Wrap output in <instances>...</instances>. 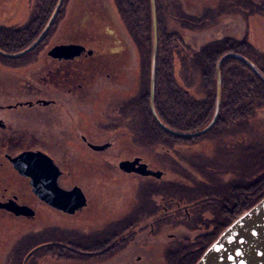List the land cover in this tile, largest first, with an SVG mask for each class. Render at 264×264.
Segmentation results:
<instances>
[{
    "label": "flooded vegetation",
    "instance_id": "1",
    "mask_svg": "<svg viewBox=\"0 0 264 264\" xmlns=\"http://www.w3.org/2000/svg\"><path fill=\"white\" fill-rule=\"evenodd\" d=\"M69 1L63 0L48 31L31 51L15 58L0 54V219L15 220L22 225L29 224V232H23V243L37 240L38 243L34 245L41 249L28 253L24 257L25 264H40L36 258L31 262V257L39 254L40 257H51L49 264H154L157 254L151 253L153 243L160 240H167L168 243L173 240L178 243L189 242L188 239L193 240L194 237L201 236L205 239L211 233L204 236L187 229V226H192L196 220L194 212V219L190 223V217L193 216V207L190 208V205L181 206L175 201V207L169 208V197L166 195L168 187L163 172L160 171L162 175L159 178L123 173L118 167L119 162L116 166L111 163L109 170H102L98 156L111 147L113 138H110L116 131L115 125H122L123 137L134 139L140 135L135 128L129 127L127 118H122L123 124L120 123L121 119L115 117L112 120H94L96 129L90 132L67 131L64 125L66 117L75 112L74 109L78 108L80 101L85 105L82 109L90 106L93 100L91 98L101 92V88L96 87L101 86L104 79L110 78L112 70H104L106 61L109 58L113 61L119 60V53L123 51L118 45L120 40L103 39L89 31V26L96 18L97 22L102 20V23H97L94 30H101L102 34L104 30L107 35L112 33V19L110 17V22V19L106 18L100 0L87 4L92 6L93 3H98L99 9L96 13L92 9L81 8L79 18L73 17L75 7L74 4H69ZM55 5L35 39L43 32ZM33 6L34 10H31L20 28L13 25L7 28L15 27L14 30L18 28V32L26 34V30L31 29L29 21H32L34 27H39L44 15L40 12L43 8L39 0H35ZM64 34L65 38L59 40L58 36ZM110 40L113 41V46L108 43ZM69 44L79 45L83 51L72 58L59 59L49 56L50 50L55 46ZM22 50L11 53L1 51L17 54ZM95 80L99 81L98 85ZM59 89L63 92L57 91ZM68 93L70 96L66 97ZM93 146L106 147L96 150ZM81 158L89 161L84 164V170L79 174L72 169V164ZM135 158L126 160L132 161ZM137 158L149 170L159 171L143 162L141 157ZM49 163L51 165L48 168ZM107 164L111 165L108 161ZM54 168L57 170V176L54 175ZM112 168H116L115 176L120 174L119 179H143L136 180V187L141 189L138 192L135 189V197L132 198L134 200L129 204L126 202L128 207L125 212L119 205L111 208L113 206H109V203L100 198L105 194L101 195L95 188L100 186L99 177L104 173L106 177H110L114 172ZM115 180L118 181L117 178ZM156 181L164 182L161 185L162 192L151 186ZM74 188L83 193L85 205L72 214L59 210L45 200L46 197H51L50 200L64 201L70 205L69 195L72 197ZM56 190L62 193L59 199L55 196ZM18 207L30 210L32 215L17 216L11 212ZM181 212L188 222L186 228H180L181 233L177 230L168 233L170 226L177 225V215ZM202 243L204 242H196L194 246L200 250L194 263L207 247L201 249ZM142 246L150 254L139 253ZM63 250L67 255L61 256ZM174 255L181 260L195 258L189 257V252L180 254L177 251Z\"/></svg>",
    "mask_w": 264,
    "mask_h": 264
},
{
    "label": "rangeland",
    "instance_id": "2",
    "mask_svg": "<svg viewBox=\"0 0 264 264\" xmlns=\"http://www.w3.org/2000/svg\"><path fill=\"white\" fill-rule=\"evenodd\" d=\"M91 1L93 0H75V1L70 0L69 4L70 3L74 4L75 7L73 11V17L74 16L78 17L79 10L81 8L84 9L85 7L87 9H92L96 13V10L99 9V5L98 3L95 2L92 4V6H87V4H89ZM132 1L133 0H127L126 2V0H123L121 4L125 6L124 2L128 4L131 3ZM176 1L183 3L185 13L189 14L191 17L194 16L196 18L198 16L202 17L205 11L208 9H212L211 10L213 12L212 15L216 17L213 26L207 27L203 30V28H200V25H197L194 28L192 25L190 26L188 23H185L184 19L179 20V18H177V13H175L173 9L169 14H167L166 12L164 13L165 19H163V24H164V30L167 33L166 35L172 36L173 33H176V35L180 37L182 42H184L185 40L187 43V44L184 43L185 45L180 44V48L183 55L184 54L186 56L190 55V45L188 44V41L190 42L191 37H194L196 41L199 40L198 44L200 43L202 44L205 43V41H211L216 37L219 38L225 36H232L238 39L241 38L242 36H245L246 42L251 44L253 51L257 52L260 55L261 59L259 62L264 63V0H176ZM33 2H35V0H0V31H2L1 29L4 27H10L12 25L20 28L19 26H21V24L25 22V19H27V16L31 12V10L32 11L34 10L35 6H33ZM100 2L101 4L103 3L102 5L104 6L105 9L106 18L108 17L110 19L111 17L112 19V22L110 19L111 22L110 27L112 33L108 35L105 34L102 27L103 24L100 25V27H102L103 34L100 33L102 32L101 30L98 29L94 30L97 23H102V20H99L97 22L96 18L94 19V22H92L91 25L89 26L90 28L89 31L95 36L103 37V39H112L117 41L120 40L119 41L120 44L118 45H120L121 48H123V51L119 53L118 56L119 60L113 61L112 58H109V60L106 61L104 70H108V71L112 70V72L110 73V78L107 80L103 78L104 83H101L100 84L101 86L96 87L97 89L101 88L100 90L101 92L96 93L93 96V98H91V100L93 99L92 100L93 102L91 101L90 106L82 109V107L85 105L84 102L80 101L78 104L79 105L78 108L76 107L74 109L75 112H72L70 115L66 117V121L64 125L66 126L67 131L90 132L93 129H96V125H94L93 123L94 120L95 121H103L107 119L112 120L114 117L119 118L121 120L122 118H127L128 123L130 124L129 127H131L132 129L135 128V131L140 134L138 140L134 141L137 138L130 139L127 136L123 137V135H121L123 133V131L121 130L122 125L119 124L115 125L114 130L116 131L110 138V139L113 138V142H111V147H109L106 150V152L98 156L99 159H101L100 167L103 168L102 170L106 171L107 169L109 170V168L112 167L113 163L116 166L117 163L120 161H124L126 159H132L135 158V156L141 157L143 162L145 163L147 162L149 166L155 168V170L158 169L159 171L163 172V177L167 181L166 183L168 188L166 191V195L169 197L167 199L169 208L175 207L174 204L175 201L178 202L181 206L185 205V202L191 204L192 200H196L199 197H201L204 194L201 191H204V188H208L210 187V185L212 189H214L216 192H223L225 187L227 189L228 184L233 185L232 183L235 181L238 183L237 184L239 185L238 187L244 186V184H248V183H249L248 185L252 184L253 183L252 181H254L256 178L255 175L259 174V172L255 170L251 175L255 177H249L248 176L249 172L247 171L248 168L247 165L249 164V162H247V160H251L252 158L249 157H253L255 155L254 153L257 151L256 147H258L259 145L258 140L264 142V108L262 109L261 107L259 108L254 107L252 109L253 114L248 116L252 108L251 103H247L248 99L250 100V96H247L249 94L248 89L243 93L244 99L241 100L238 99L237 97H234L233 96L234 93H232L230 95L231 98L230 96L224 97L226 101H229L228 108L233 114V116L230 115V117L227 118L229 124L225 127V129L228 130L232 127V129L236 131L240 130L241 132L242 130H244L242 134L233 136V138L232 137L227 138L230 135L229 134L230 131H229L227 132L226 135H222V137L219 139L218 137H214V138H210L209 140L207 139L209 137H207L204 139H199V141L188 142L186 144L177 143L174 140L172 141L173 145L171 146L168 143H163L164 146L153 144V140L151 137L150 138L151 143L149 144L148 143L149 136L155 134L151 132L150 130L151 127L149 128V126L151 125L150 120L144 114V112H142V110L137 106V100L140 99V93L142 92L143 89L144 79H143V69L141 70L140 68L142 63L141 62L142 59L140 58V54H139L140 47L139 46L137 47L136 41L129 33L128 24L134 22V20L129 19L128 17L129 15L127 14L126 15L121 14L120 12L121 7L118 5L116 6L115 0H104V1L100 0ZM162 2L163 0H161V3ZM240 7L242 11L239 10ZM161 12H164L163 3L161 7ZM174 18L177 19L175 20ZM18 28L15 29L14 33H16V30ZM8 33L9 32H7V34ZM14 33L10 31L9 34L16 35V37L11 35L5 37L6 40L5 42L8 43L9 47L14 46L15 44L17 45V43L11 42L12 40L13 41L19 40L17 34ZM0 36L2 35L0 34ZM65 36L66 35L64 34L63 36H58V38L59 40H61L60 38L64 39ZM74 39L75 41L77 40L76 37ZM96 39L98 38L96 37ZM112 40L108 42L111 46H113ZM152 52H153V47H152ZM173 56L174 57H172L170 63L171 67L169 66L170 70L168 69L167 72L171 73V77L173 76V78H175V80L180 84L181 89L186 90L187 88L184 82V78L181 75V71L183 70V67L180 61V57L177 56L176 53H174ZM230 56L239 57L240 55L231 54ZM150 57L152 58V53ZM13 62L14 61H12V63ZM252 70L264 82V75L260 74L259 69H257V67L255 66V68H252ZM196 74H197L196 78L198 79H196L194 85L190 86L191 89L189 90L190 95H193L194 98L204 96L203 90L200 86V79L198 77L199 74L198 73ZM217 74L218 72L216 73V76ZM13 76H15V73H13ZM150 77L151 76L149 75L148 77L149 82L151 81ZM95 82L96 85L99 84L98 80H95ZM102 86L106 88H103ZM167 86H169V84ZM57 91L60 92L62 90L59 89ZM69 96L70 94L66 95V97ZM165 100H166V104H169L168 106H170V104L173 105L175 98H170L168 100V97H165ZM167 113H170V115H172V112L170 111L169 108L167 110ZM120 123L123 124L124 121L122 120L120 121ZM240 125H242V129ZM118 130L121 131L117 132ZM167 139L164 140L167 141ZM221 140H223L224 143H223V147L219 149L217 147L221 144ZM138 141L139 143H137ZM243 146L246 149L245 150L246 156L243 157L246 173L245 175H243L244 173L242 169L240 174H238L240 175L237 177L238 179L235 178L233 182L230 181L233 175H231V177H229L228 180L221 181V184H224V188H222L220 182L218 183V180L217 182L214 181L210 184V181L204 182L202 178L199 179L195 174H193L196 168L192 166V164L190 163L188 164L186 162L189 158H191L192 155H197L192 157L195 158L198 156L199 157L202 156V158L205 161L207 160L206 158H208L211 161L210 164L211 165L213 164L215 168H218L219 165H222L223 162L225 163L226 167L230 169L231 167H228L227 164H230L231 161L232 164L233 163L238 164L237 161L239 159H243V158H238V159L234 158V154L239 153L240 152L239 149H241ZM217 153L220 155L221 157L220 159L215 158V155ZM230 156L232 157V159L230 160V162L226 164V160H228ZM88 161L83 160V158L74 161V164H72V169H75L80 174V172H82V169L84 168V164H87ZM107 161L108 163L110 164L112 163V164L111 165L107 164ZM193 162L200 163L201 161L198 162L197 160ZM261 162H260V167L262 165ZM111 170L114 172L110 175L109 178L106 177L105 173L103 172L104 174L102 175V177H99L100 180L98 181V184H100V186L95 188L96 190H99L101 195L105 194L104 196H100V198L102 200H105L106 203H109L110 204L109 206H113L111 208H114L115 206L119 205L121 206V210L125 212L127 210L126 207H128L127 205H125L126 202H128L129 204L131 201H133L134 199L132 198L135 197L136 190L138 192V190L141 189L138 186L136 187L135 185V182H137L136 180H143V179H139V178L134 179L132 177H125L124 180L123 178L119 179L118 177H120V174L118 172H117L118 176H115L116 168L115 169L112 168ZM238 171H240V169H238ZM85 173L87 174L88 172ZM222 175L225 179L228 178L227 174H222ZM115 178H117L118 181L115 180ZM184 178L190 181L188 186H191L192 188H188L183 185L182 180ZM263 178H264V174H263ZM163 183L164 182L156 181L153 182L151 186L157 189L158 192H162L161 185ZM114 191L115 194L113 195ZM229 191H231L232 193L233 189ZM235 192L236 194H238L237 198H234L232 200H234V202L236 203L241 198V196L238 190ZM228 195H226L225 193V195L221 200H223L225 197L228 198L229 196H231ZM223 204H224L223 202L216 199L213 202L203 203L202 205L196 204L191 206L193 207L191 209L193 211V216L190 217L191 218L190 223L194 219L193 218L194 212L196 213V220L190 227L187 226L188 222L187 220H185L184 218L185 215L183 214V212L179 213L177 215V219H179L177 225H173L174 222L171 220L173 226H170V228L167 229L168 233H170L171 231L176 232V230L181 233L182 230L180 228L185 229L187 226V229L191 230V232H199L201 233V235L204 236L209 235L210 233L211 234L205 239H202L201 236L194 237L193 240L188 239L189 242L182 241L181 243H178L173 240L171 243H168L167 240H160L155 244L153 243L151 245L152 247L151 253L154 252L155 254H157L156 255L157 261L154 262V264H195L194 262L197 258L195 256L199 255L200 252L197 246L194 247L196 242L199 243L204 242L200 244L202 247L201 249H203L204 247L206 246L208 247L209 245H211L214 242L213 241L214 238L219 235L218 234L220 231L219 225L221 221L224 222V220H226L225 216L224 217L221 216V213L223 214V210H224ZM194 206L196 207L194 208ZM245 212L246 211L240 212V214L236 215L235 219ZM235 219H233L232 222L235 221ZM26 228L27 230H25ZM194 229H196L197 231H194ZM29 230H30L29 224L22 225L20 222L18 223L15 220L0 219V264H22L25 259L24 257L28 253H30L31 251H32L31 253H33L34 251L41 249L39 246L34 245L38 243L37 240H35L36 239L35 235H33V237L35 238L34 242L31 243V241H28L26 243L25 242L23 243V239L25 240L23 232L27 233L29 232ZM173 249L176 250L173 251ZM169 251L171 253L168 254ZM177 251H179L180 254H182L183 252L187 254L189 252L191 254L189 257H195V258L194 260L191 259L185 260L184 258L183 260H181L180 258H177L174 255V253H176ZM147 252L148 250L144 249L143 246L140 248L139 253H144L147 255ZM148 254H150V252H148ZM34 256L36 257V260L40 264H49L50 260L52 259L51 257H44V256L40 257V254ZM62 264H67V262H64Z\"/></svg>",
    "mask_w": 264,
    "mask_h": 264
},
{
    "label": "trees",
    "instance_id": "3",
    "mask_svg": "<svg viewBox=\"0 0 264 264\" xmlns=\"http://www.w3.org/2000/svg\"><path fill=\"white\" fill-rule=\"evenodd\" d=\"M39 1L41 7L43 8V10H41L40 12L41 14H44L41 18V25L39 27H34L32 25V21H29V26L31 27V29L29 31L26 30V34L22 31L18 32L17 30L16 33H14V28H2V31H0V34L2 35L0 36V50L7 53L19 52L23 48L30 45L35 39V37L42 31L41 29L45 22L48 20L47 18L53 9V6L56 4L57 0ZM122 1L123 0H115V4L116 6L118 5L121 7L120 12L122 15L127 14L129 15V19L134 20V22H131L133 24H128L129 33L136 41L137 47H140L139 54L140 58L142 59L140 68L141 70L143 69L144 83L142 92L140 93V99L137 100V106L142 110V112H144V114L150 120L151 125L149 126V128L151 127V132L155 134L149 136L148 143H151V137L153 140V144L164 146L163 143H168L171 146L173 145L172 141L174 140L177 143L186 144L188 142L199 141V139H204L207 137H209L207 138L209 140L210 138L214 137H218L219 139L222 137V135H226L229 131L230 135L227 138H233V136L242 134L244 130L240 132L239 129V131H236L232 129V127L228 130L225 129V127L229 124L227 118L230 117V115L233 116V114L228 108L229 101H226L224 97H228L232 93H234L233 96L241 100L244 99L243 93L248 89L249 94L247 96H250V100L248 99L247 103H251L252 107L248 116L253 114L252 109L254 107H261L262 109L264 108V82L259 78L256 73H254L251 67H248L240 59L228 56L230 54L243 56L248 61H251L252 64L257 67V69H259L260 74L264 75V63L259 62L261 59L260 55L257 52L253 51L251 44L246 42L245 36H242L238 39L232 36H225L219 38L216 37L215 39L211 41H205V43L202 44H198L199 40L196 41L194 37H191L190 42L188 41V44L190 45V55H183L180 48V44L182 45L186 43V41L184 40V42H182L180 37L176 35V33H173L172 36L166 35L167 33L164 30L163 24V19H165L164 13L166 12L167 14H169L173 9L174 12L177 13V18H179V20L184 19L185 23H188L190 26L192 25L194 28L195 26L200 25V28H203L204 30L207 27L213 26V23L215 22L216 17L212 15V9L206 10L202 17L198 16L196 18L195 16L191 17L189 14L185 13L183 3L179 1L178 3L176 0H163L162 3L164 12H161V0H154L156 3L157 14L156 36L158 49L156 54V71L154 77L155 84L153 108L154 111H156L160 122H162L164 126H167L174 132L185 133L187 135L197 133L207 127L212 121L211 119L213 118V115L215 113L217 92L216 73L218 72L220 76L221 99L219 107L220 110L216 119V123L209 129L207 133L201 134L199 136H188L187 138L174 136L173 134L165 132L163 129H161L157 122L154 121L150 112V82L148 77L151 71L150 66L152 58L150 56L152 53L153 41V25L150 0H133L131 3L128 4L124 2L125 6L121 4ZM239 10L242 11L241 7L239 8ZM35 21H37L36 18ZM34 23L36 25V22ZM10 31H12L14 34H17V37L19 38L18 41H11L17 43V45L15 44L11 47H9L8 43L5 42V37L11 35L9 34ZM7 32L9 33L7 34ZM11 36L16 37V35ZM174 53H176V55L180 57V61L183 67L181 75L184 78V82L187 88L186 90L181 89L180 84L175 80V78H173V76L171 77V73L167 72L168 69L170 70V63L172 57H174ZM196 73L199 74L198 77L200 79V86L203 90L204 96L194 98L193 95H190L189 90L191 89L190 86L194 85L196 79H198L196 78ZM168 84L169 86H167ZM165 97H168V100L170 98H175L173 105L170 104V106H168L169 104H166ZM168 108L172 112V115H170V113H167ZM240 127L242 129V125H240ZM136 138L137 139H135L134 141L138 140L139 135ZM164 139H167V141H165ZM258 142L259 145L258 147H256L257 151L254 153L255 155L253 157H249L252 158L251 160H247V162H249V164L247 165V171L249 172L248 176H256L255 180L252 181L253 183L250 185H248V183L244 184V186L238 187V183L236 181L233 182L235 178L240 176L238 174H240L242 169L244 173L243 175H245L246 173V168L243 162V157L246 156V149L244 148V146L239 149L240 154H234L235 159L243 158L237 161L238 164H232V161L230 164H227L232 159L231 156L228 160H226L227 166L231 167L230 169L227 168L225 163L223 162L222 165H219L218 168H215L213 164H210L211 161L208 158H206L207 160L205 161L202 156H198L195 158L192 157L197 155H192L191 158L186 161L188 164L190 163L196 168L193 174H195L199 179L202 178L204 182L210 181V184L214 181L217 182V180L218 183L220 182L221 184V181H226L229 179V177H231V175H233L230 179V181L233 182V185L228 184L226 189V187L224 188V184H221L225 192H216L214 189H212L210 185V187L204 188V191H201L204 194L198 199L192 200L191 204L185 202V204L190 205V207L196 204L202 205L203 203L213 202L216 199L223 202L224 210L223 214L221 213V216H225L226 220H224V222L221 221L219 225L220 231L218 234H220L226 228V226L229 225L233 219H235L236 215L252 207L258 200H260L264 196V142H262L261 140H258ZM137 143H139V141ZM223 143L224 141L221 140V144L217 148L221 149V147H223ZM216 155V159L221 158L218 153ZM258 159L260 162L262 161L261 167ZM197 160L198 162H201H193ZM238 169H240V171H238ZM255 170L259 172V174L251 176L253 171ZM222 174H227L228 178L225 179ZM189 182L190 181L185 178L182 180L184 186L192 188L191 186H188ZM232 189L233 192L231 193V191L229 190ZM237 190L240 193L241 198L235 203L232 199L237 198L238 194H236L235 192ZM225 193L226 195H228L229 193V195H231H228L230 198L225 197L223 200H221ZM65 254L66 251L63 250L61 256H64ZM35 258L36 257L33 255L31 257V262L34 261Z\"/></svg>",
    "mask_w": 264,
    "mask_h": 264
},
{
    "label": "water",
    "instance_id": "4",
    "mask_svg": "<svg viewBox=\"0 0 264 264\" xmlns=\"http://www.w3.org/2000/svg\"><path fill=\"white\" fill-rule=\"evenodd\" d=\"M63 0H58L55 5V9L53 14L50 17L47 25L44 27L43 32L34 40L32 45L22 50L21 53L17 54H7L0 50V54L8 57L15 58L20 57L25 53L31 51L38 43L41 42V39L48 31V28L53 23L54 17L56 16L61 3ZM151 3V14H152V61H151V74H150V112L155 122L159 125L161 129L165 132H169L175 136H199L201 134H205L209 131V129L216 123V119L219 114V104H220V76L217 74V92H216V105H215V113L213 115L212 121L209 123L207 127L200 130L197 133H192L188 135H184L180 132H174L170 130L167 126H164L162 122H160L156 111L153 108V97H154V84H155V71H156V54H157V25H156V3L154 0H150ZM83 50L79 45H60L55 46L49 52V56L52 58H72ZM231 55V54H230ZM228 55V56H230ZM248 67L255 68L254 64L251 61L243 57H237ZM96 150H102L106 146L97 147L93 146ZM50 163L48 164V168L50 167ZM119 169L123 173H137L141 176H151L155 178L161 177L162 173L160 171L153 172L150 171L147 166L140 162L139 158H135L134 160H124L118 163ZM54 175L57 176V170L54 168ZM53 187V186H52ZM56 198H60L62 193L56 190ZM72 197L69 195L70 205H67V202L57 201L55 199L50 200V198L46 197L45 200L47 203L55 205L59 210L72 214L73 211L81 209L85 205V199L83 193L78 189L74 188L71 192ZM15 215H24L29 217L31 214L30 210L18 207L17 210H11ZM25 264V260L23 262ZM195 264H264V197L259 200L253 207L246 210L245 213L241 214L239 217L235 219L232 223L226 226L225 230L222 231L214 240V242L209 245L202 256L197 260Z\"/></svg>",
    "mask_w": 264,
    "mask_h": 264
},
{
    "label": "bare ground",
    "instance_id": "5",
    "mask_svg": "<svg viewBox=\"0 0 264 264\" xmlns=\"http://www.w3.org/2000/svg\"><path fill=\"white\" fill-rule=\"evenodd\" d=\"M220 96V95H219ZM171 130V129H170ZM182 134H184V135H187V134H185V133H182ZM175 136V135H174ZM182 138H187V137H184V136H181ZM151 171V170H150ZM154 172V171H153ZM155 172H157V171H155Z\"/></svg>",
    "mask_w": 264,
    "mask_h": 264
}]
</instances>
